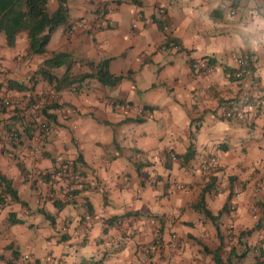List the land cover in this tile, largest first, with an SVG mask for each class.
<instances>
[{
	"label": "crops",
	"instance_id": "crops-1",
	"mask_svg": "<svg viewBox=\"0 0 264 264\" xmlns=\"http://www.w3.org/2000/svg\"><path fill=\"white\" fill-rule=\"evenodd\" d=\"M64 3L66 42L55 51L69 55L70 79L103 58L109 72L124 76L111 85L74 79L55 90L34 72L54 50L27 53L22 33L10 46L0 35V173L25 202L6 195L0 203V264H159L173 233L176 264H216L204 246L217 247L224 264H264V0ZM101 13L106 23L94 27ZM79 18L86 25L68 32L67 24ZM166 34L178 45L164 46ZM245 52L253 54L251 79H234L233 55ZM201 57L211 69L196 74L190 63ZM64 67L48 70L60 77ZM30 77V89L4 86L10 78L29 86ZM243 88L256 107L244 120L224 117L220 106ZM23 95L34 103L26 106ZM40 96L59 106L48 109L54 119L29 152L38 123L47 119L37 108ZM210 157L215 163L202 168ZM63 159L88 183L70 197L60 179L50 186L35 182ZM201 191L212 218L194 205ZM148 243L158 247L145 253Z\"/></svg>",
	"mask_w": 264,
	"mask_h": 264
},
{
	"label": "trees",
	"instance_id": "trees-1",
	"mask_svg": "<svg viewBox=\"0 0 264 264\" xmlns=\"http://www.w3.org/2000/svg\"><path fill=\"white\" fill-rule=\"evenodd\" d=\"M239 0H229V5H236ZM47 0H0V33L4 36L5 42L8 45L13 44L15 37L18 33H22L27 42V53H42L45 51V45L55 27L61 23L67 21V7L64 3V0H58L57 6L54 8L53 11H47ZM99 16L94 22L100 21L104 19L106 23V18L102 15ZM81 18L77 19L80 20ZM75 21V20H74ZM73 22V21H71ZM69 22L67 24L66 30L68 31ZM104 23V24H105ZM103 24V25H104ZM159 27L163 28V25L158 22ZM102 26V25H101ZM100 27V26H98ZM173 43L176 46L178 42L166 34V40L163 42L164 46H170L169 43ZM242 57L245 58L246 65L250 67L251 75L253 68V54L251 52L242 53ZM69 57L67 52L65 51H53L49 56L45 57L42 60L41 65H39L36 70L34 71L38 74L41 78L45 79L47 82L51 83L55 90H58L62 85L69 83L70 81H81L85 78H95L102 84L111 85L120 80L124 75L122 73L113 74L108 71L107 69V58H103L96 63L88 61L87 63L91 66L90 71L77 73L75 74L72 79H70L71 74L69 73V66L71 64L70 60H66ZM203 58V57H201ZM62 63H65L64 67V74L63 76L57 77L53 73H51L48 68L52 66H57ZM233 72L232 77L236 79L234 75L233 68L231 69ZM75 79V80H74ZM251 79V76L250 78ZM253 79V78H252ZM32 84L27 86L23 80H16V79H6L5 81V88H16V89H30L34 84L35 79L30 77ZM252 81V80H251ZM254 97V96H253ZM35 100L31 96L26 101V106L32 105ZM256 103V101H255ZM129 104V103H128ZM38 106L39 111L42 113L44 117H46V122L44 123L47 126L45 131L40 130L42 133V137L44 134L47 133L49 130L48 120L54 119V114L50 112L48 109L58 107L59 104L56 101L45 102L39 104ZM131 105V104H130ZM258 106V105H257ZM256 107V106H255ZM130 109V108H127ZM42 122L38 123L40 125ZM11 135L13 132L11 131ZM17 135L15 131V136ZM31 135V134H30ZM191 152V151H190ZM190 152L187 150L183 157L187 158L190 155ZM0 203L5 201L6 195L11 200H15L20 202L21 204H25L24 201L19 199V196L16 190L10 183V179L5 177L2 173H0ZM198 208L203 211L206 216H210L211 218L214 217L210 211L201 206L202 205V191L199 195L197 202L194 204ZM114 220L117 223L121 221V218H118L116 215L113 216ZM13 222H21L22 219L20 218H13L11 219ZM258 225H254V228ZM253 228L246 230V232L251 231ZM205 251L211 253V256L216 264H224V261L220 257L218 253L219 249L214 247L212 249L207 248L204 246ZM12 257H17V252L14 251L12 253ZM7 264H15L14 261L8 259L6 260ZM262 262L256 261V264H261ZM19 264H26V263H19ZM96 264V262L94 263Z\"/></svg>",
	"mask_w": 264,
	"mask_h": 264
},
{
	"label": "built area",
	"instance_id": "built-area-1",
	"mask_svg": "<svg viewBox=\"0 0 264 264\" xmlns=\"http://www.w3.org/2000/svg\"><path fill=\"white\" fill-rule=\"evenodd\" d=\"M219 7L222 9H225L227 13H233V9L224 4L223 2H220ZM158 11H162L161 8L158 9ZM139 17V14L137 15ZM105 23L104 19H101L100 21H96L93 23L94 27L101 26ZM86 25V21L83 19L75 20L70 23L68 32H74L75 30L82 28ZM132 26H135V21H132ZM171 47L176 46L173 43H169ZM233 57L236 60L237 68L234 71V75L236 79H249L251 76V70L248 65H246L245 58L242 56H238L236 54L233 55ZM191 69L197 74L201 73L202 71L208 72L211 67L210 64L207 62L204 58H199L195 61H192L190 63ZM24 99L28 100L29 96L24 97ZM45 97L40 96L37 99V102L39 104H42L45 102ZM5 102L4 96L0 94V103ZM18 102L17 99L13 100L12 103ZM124 108H130L134 110L135 112H141L142 107L140 106H134L130 105L128 103H125L122 105ZM256 106L253 94L248 89H241L238 93V95L226 100L221 106V112L224 117H235L239 120H244L248 114H250ZM198 122L195 121V124ZM39 132L34 136L35 145L29 149V152L36 150L40 146L42 133L40 130L45 131L47 129V126L44 122H42L39 125ZM170 158H174V153L169 154ZM215 158L210 157L208 161L202 164V168L207 169L211 164L215 163ZM60 179L63 183L64 191L66 196L70 197L76 190L84 188L88 183L86 181V177L82 174L81 170L76 167L70 159H63V160H57L53 163L51 169L49 171L42 170L39 172V174L35 178V182L37 185H43V186H50L54 183V180ZM239 186H236L234 194H237L239 192ZM2 195V194H0ZM234 207L233 203L231 202L229 204V208L232 209ZM251 210H256L255 206L251 207ZM233 227L232 223H228L225 229V237L229 239L231 237V229ZM167 249L168 254L167 257H165L163 260L160 261L159 264H176V262L172 258L173 250L177 246V240L175 234H171L167 243ZM155 247H158V245H155L154 243H148L143 246L142 251L145 253H151L155 249ZM23 257L26 259H29V255L27 253L23 254ZM255 264V263H252Z\"/></svg>",
	"mask_w": 264,
	"mask_h": 264
},
{
	"label": "rangeland",
	"instance_id": "rangeland-1",
	"mask_svg": "<svg viewBox=\"0 0 264 264\" xmlns=\"http://www.w3.org/2000/svg\"><path fill=\"white\" fill-rule=\"evenodd\" d=\"M46 5H47V11L51 12L56 7V0H48ZM72 13L73 12H71L69 15H71ZM67 19H68V15H67ZM65 23H66V21L64 23H61V24L57 25L55 27V29L52 31V33L50 35L51 38H50L49 42L46 43V45H45V48H46L45 51L46 52H50L52 50H54V51L58 50V47L60 48V45H64V43L66 42L65 36L63 35V30H64V27L66 25ZM0 35L2 36L1 33H0ZM4 43L6 45H8L5 41H4ZM8 46H10V45H8ZM23 98H24V95L21 97V100H24Z\"/></svg>",
	"mask_w": 264,
	"mask_h": 264
}]
</instances>
